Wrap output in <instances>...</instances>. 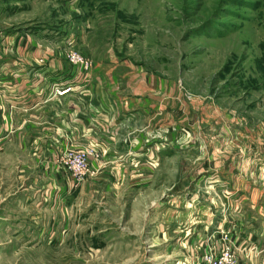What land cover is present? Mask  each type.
<instances>
[{
    "label": "rangeland",
    "instance_id": "374dc122",
    "mask_svg": "<svg viewBox=\"0 0 264 264\" xmlns=\"http://www.w3.org/2000/svg\"><path fill=\"white\" fill-rule=\"evenodd\" d=\"M13 32L70 66L74 52L148 76L166 107L150 126L161 162L133 191L95 184L21 209L0 172V264H201L225 247L264 264V0H0Z\"/></svg>",
    "mask_w": 264,
    "mask_h": 264
},
{
    "label": "crops",
    "instance_id": "0c3cea01",
    "mask_svg": "<svg viewBox=\"0 0 264 264\" xmlns=\"http://www.w3.org/2000/svg\"><path fill=\"white\" fill-rule=\"evenodd\" d=\"M96 65L81 74L55 44L25 32L0 33V172L17 184L14 207L32 210L46 198L39 193L68 201L72 189L88 194L95 184L106 193L133 191L148 183L151 162H161V139L150 126L166 104L154 97L149 77L109 76ZM62 85L71 91L54 95ZM70 145L96 152L79 186L59 168Z\"/></svg>",
    "mask_w": 264,
    "mask_h": 264
},
{
    "label": "built area",
    "instance_id": "2783aa9c",
    "mask_svg": "<svg viewBox=\"0 0 264 264\" xmlns=\"http://www.w3.org/2000/svg\"><path fill=\"white\" fill-rule=\"evenodd\" d=\"M67 60L72 66L78 67L81 74H87L90 71L91 62L79 56L74 52H68ZM72 89L71 85H62L54 88L53 93L57 96L68 94ZM93 149H79L70 147L64 150L60 157V167L74 184L83 181L88 173L89 159L93 153ZM201 264H236V257L231 248L225 247L217 255L207 254L204 256Z\"/></svg>",
    "mask_w": 264,
    "mask_h": 264
}]
</instances>
